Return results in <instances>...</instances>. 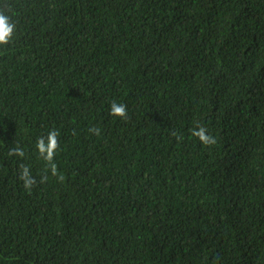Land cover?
<instances>
[{
	"label": "trees",
	"instance_id": "trees-1",
	"mask_svg": "<svg viewBox=\"0 0 264 264\" xmlns=\"http://www.w3.org/2000/svg\"><path fill=\"white\" fill-rule=\"evenodd\" d=\"M0 11L17 29L0 50V264H264V0ZM51 130L63 181L36 150Z\"/></svg>",
	"mask_w": 264,
	"mask_h": 264
},
{
	"label": "clouds",
	"instance_id": "clouds-1",
	"mask_svg": "<svg viewBox=\"0 0 264 264\" xmlns=\"http://www.w3.org/2000/svg\"><path fill=\"white\" fill-rule=\"evenodd\" d=\"M16 30V24L12 21L10 15H8L5 11H0V50H6L14 42ZM110 115L118 117L122 120H127V106L113 101L110 106ZM90 131L97 136L100 135L99 128H92ZM173 135L177 136L178 140L183 139V137L178 136L176 133H173ZM192 135L198 138L201 144L205 146L214 145L216 143L215 138L208 134L207 129L202 126H198V130L193 129ZM58 137L59 132L57 130H51L48 132L46 137H39L36 141V150L39 156L44 160L47 168L51 172V175L58 177L59 180L63 181L64 177L62 174L58 173L57 164L55 163V157L58 149L60 148ZM8 155L23 158L25 156V152L23 148L16 146L10 149ZM20 179L23 181L24 188L29 191L37 183L27 165H21ZM45 182L46 177H42L40 183Z\"/></svg>",
	"mask_w": 264,
	"mask_h": 264
}]
</instances>
